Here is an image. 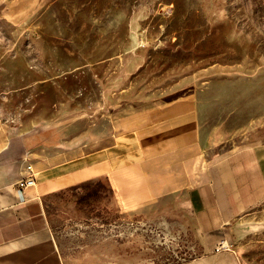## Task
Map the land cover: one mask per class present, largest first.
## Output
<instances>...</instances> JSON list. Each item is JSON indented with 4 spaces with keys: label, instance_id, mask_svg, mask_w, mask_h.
Instances as JSON below:
<instances>
[{
    "label": "rangeland",
    "instance_id": "374dc122",
    "mask_svg": "<svg viewBox=\"0 0 264 264\" xmlns=\"http://www.w3.org/2000/svg\"><path fill=\"white\" fill-rule=\"evenodd\" d=\"M180 98L212 154L264 142V0H0V121L34 161L107 145ZM48 211L73 264H178L206 250L194 225L124 210L100 180L51 197ZM229 245L242 264H264V200Z\"/></svg>",
    "mask_w": 264,
    "mask_h": 264
},
{
    "label": "crops",
    "instance_id": "0c3cea01",
    "mask_svg": "<svg viewBox=\"0 0 264 264\" xmlns=\"http://www.w3.org/2000/svg\"><path fill=\"white\" fill-rule=\"evenodd\" d=\"M29 164L36 184L19 189ZM98 180L124 210H151L197 228L205 253L178 264H242L233 246L216 248L229 244L233 223L264 200V142L212 154L192 100L180 98L125 121L107 145L46 164L0 121V264H73L48 202Z\"/></svg>",
    "mask_w": 264,
    "mask_h": 264
},
{
    "label": "built area",
    "instance_id": "2783aa9c",
    "mask_svg": "<svg viewBox=\"0 0 264 264\" xmlns=\"http://www.w3.org/2000/svg\"><path fill=\"white\" fill-rule=\"evenodd\" d=\"M26 168L28 171V175L25 178L18 180L15 184L16 187H18L19 189H24L26 187L33 186L36 184V175H35L32 165L29 164L27 165ZM229 247L231 246L228 243H221V245L217 247L216 250L229 248Z\"/></svg>",
    "mask_w": 264,
    "mask_h": 264
}]
</instances>
